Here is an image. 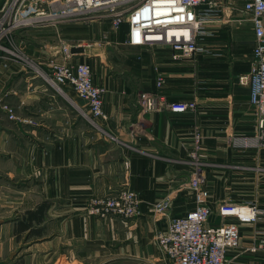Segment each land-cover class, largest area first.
I'll return each instance as SVG.
<instances>
[{
	"label": "crops",
	"instance_id": "obj_1",
	"mask_svg": "<svg viewBox=\"0 0 264 264\" xmlns=\"http://www.w3.org/2000/svg\"><path fill=\"white\" fill-rule=\"evenodd\" d=\"M37 28L35 33H55L54 26ZM206 30L210 35L200 41L207 53L174 59L165 46L128 44L126 23L117 42L137 57L129 58L130 67L93 72L94 81L105 87L107 118H98V125L81 113L79 107L88 105L70 86H63V95L19 62L5 68L3 104L40 125H15L0 109V264H60L55 261L60 252L70 264H169L156 234L171 217L195 207L193 192L183 185L196 171L189 152L197 133L209 162L207 225L238 222L240 243L229 250L228 264H264V214L253 223L220 213L223 200L255 201L264 209V148L239 149L227 142L230 134L257 130L250 88L238 81L250 70L255 43L243 0H223ZM160 73L165 80L160 91L168 99H195L197 109L143 113L138 94L159 90ZM124 185L141 197L139 216L85 213L90 196L112 194ZM169 194L168 212L154 214L152 202Z\"/></svg>",
	"mask_w": 264,
	"mask_h": 264
},
{
	"label": "built area",
	"instance_id": "obj_2",
	"mask_svg": "<svg viewBox=\"0 0 264 264\" xmlns=\"http://www.w3.org/2000/svg\"><path fill=\"white\" fill-rule=\"evenodd\" d=\"M25 0H21V3ZM31 13L39 19L42 26H56L74 18L81 19L89 14L108 17L115 29L128 24L126 42L131 45L151 47L165 46L172 52L174 59H182L193 54L207 53V47L201 43L211 32L206 23L217 17L223 0H32ZM243 9L250 14L254 26L255 38L250 70L238 75L240 84L250 88V103L253 107L257 130L252 134H230L228 144L239 149L264 148V0H243ZM12 9L4 16H10ZM79 17V18H78ZM30 19H16L12 27H18ZM2 20V19H1ZM0 20V23H1ZM7 21V20H6ZM10 22V21H8ZM69 44L60 52L71 59L73 52ZM77 46V45H75ZM80 53V52H79ZM51 80L57 85L70 86L76 94L88 103L90 117L95 125L98 118L106 119L104 110L105 87L94 81L91 63L76 61L55 66ZM164 76H157L159 90L138 94L141 111L170 110L174 112L194 111L195 99L170 100L161 91ZM201 136L196 134V149L200 147ZM196 151L193 152L196 155ZM196 171L183 186L194 194L195 207L181 216L171 217L165 230L157 234V241L169 264H228L229 250L240 243L238 222L223 221L216 227L207 225L211 214L209 205L210 190L205 177L201 174L197 161L190 160ZM141 198L135 190L122 188L114 195L95 197L92 209L99 216H138ZM172 205V197L166 196L153 204V210L166 214ZM91 212V211H90ZM223 216H235L238 221L257 223L264 214L255 201L237 203L223 200L220 205ZM259 245H262L260 242ZM254 250L255 247L253 246Z\"/></svg>",
	"mask_w": 264,
	"mask_h": 264
},
{
	"label": "rangeland",
	"instance_id": "obj_3",
	"mask_svg": "<svg viewBox=\"0 0 264 264\" xmlns=\"http://www.w3.org/2000/svg\"><path fill=\"white\" fill-rule=\"evenodd\" d=\"M31 1L32 0H25L21 3V0H0V20L2 19L0 24L7 29V31L0 38V80L3 76L2 74L5 68L7 69L8 65L11 62H19L20 64L24 65V67L27 68L28 71L36 74L37 76H41L47 82L53 83V81L51 80V75L55 69V66H59L62 63L67 62H76L73 59L70 60L68 58H65L60 52L63 46L69 44L83 46L85 47V51L87 49L88 53L84 55L86 58H81L78 61H86L88 63H90L89 61H91L94 75L101 69L109 71L130 67L129 58L135 59L137 57V53L131 52L129 48H125L117 42L119 39V29H115L112 20L106 16L97 17L93 14H89L81 19L74 18L66 22L57 23L56 26H54V34L35 33L36 29H39L37 27L41 26V24H39V19H37V17H35L34 20V14L30 11V6L32 3ZM10 9L13 10L11 15L4 16V13ZM25 16H28L30 18L26 23L18 27L11 26V24H13L16 19H18V21L23 20ZM125 75L127 74L125 73ZM2 83L3 82L0 81V84ZM53 85L56 86V89L60 93H63V95L65 94L63 86L66 85H57L54 83ZM81 99L82 98H80V100ZM3 102L4 99H2V97L0 96V109L8 114L7 116L14 122L15 125H21L26 129L40 125L39 120L37 118H34L33 116H15V110L11 106H8L6 104L4 105ZM86 104L88 105L87 102ZM9 109H11V111ZM79 109L81 113H83V115H86L92 123V119L89 116V109L87 110L82 107H79ZM195 150H197L196 155L193 154ZM202 150V141H200V147L196 149L195 144L192 150H190L189 155L190 159H194L197 161L198 167L201 170V174L206 177L204 170L208 166L209 162L207 163L206 160L203 159ZM207 187L209 186L207 185ZM122 188L132 189L129 185H124ZM115 193L108 195L111 196ZM167 196H170V194ZM95 197L100 196H90L86 202L84 211L87 215L97 216L99 218L115 216L128 219L137 217V215L126 217L116 216L112 214L107 216H99L95 213H92L94 211V209H92V204ZM162 199L163 198H160L152 202L151 209L154 214L159 215V213H156L153 210V204L159 202ZM159 232L160 231H158L157 234ZM156 242L159 246L157 238ZM159 249L161 250L160 246ZM55 261L60 264H70L69 262L71 260L70 258H68V255L60 252L56 254ZM92 263L85 262V264ZM76 264L80 263L77 262Z\"/></svg>",
	"mask_w": 264,
	"mask_h": 264
},
{
	"label": "water",
	"instance_id": "obj_4",
	"mask_svg": "<svg viewBox=\"0 0 264 264\" xmlns=\"http://www.w3.org/2000/svg\"><path fill=\"white\" fill-rule=\"evenodd\" d=\"M72 51L73 52H81V53H85V47L83 46H73L72 47Z\"/></svg>",
	"mask_w": 264,
	"mask_h": 264
},
{
	"label": "trees",
	"instance_id": "obj_5",
	"mask_svg": "<svg viewBox=\"0 0 264 264\" xmlns=\"http://www.w3.org/2000/svg\"><path fill=\"white\" fill-rule=\"evenodd\" d=\"M126 25V22L122 23L119 29V37L123 38V30L124 26Z\"/></svg>",
	"mask_w": 264,
	"mask_h": 264
},
{
	"label": "bare ground",
	"instance_id": "obj_6",
	"mask_svg": "<svg viewBox=\"0 0 264 264\" xmlns=\"http://www.w3.org/2000/svg\"><path fill=\"white\" fill-rule=\"evenodd\" d=\"M6 31H7V29L4 28L3 26H1V24H0V38L3 36V34H4ZM10 114H12V113H10Z\"/></svg>",
	"mask_w": 264,
	"mask_h": 264
}]
</instances>
